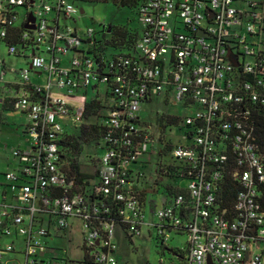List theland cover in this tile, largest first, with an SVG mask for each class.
<instances>
[{
  "label": "built area",
  "instance_id": "2783aa9c",
  "mask_svg": "<svg viewBox=\"0 0 264 264\" xmlns=\"http://www.w3.org/2000/svg\"><path fill=\"white\" fill-rule=\"evenodd\" d=\"M78 12L73 0H0V43L8 39L7 55L27 64L12 67L0 49V103L26 114L31 139L13 150L18 163L0 181V234L13 237L0 245V264H123L117 230L134 238L143 225L153 226L164 244L173 234L186 236L185 257L171 264H264V157L253 122L254 112L264 111V0H143L135 50L109 59L92 51L95 28L81 33L67 23ZM22 23L18 35L10 33ZM32 71L47 82L34 83ZM94 84L107 86L114 99L95 190L120 204L126 231L100 217L110 207L76 188L60 162L58 139L66 125L82 120ZM28 85L44 90V100H33ZM156 98L190 110V139L185 133L172 153L190 170L187 193L162 192L147 219L152 200L144 202L134 189L141 169L128 170L133 161L150 160L153 127L133 121ZM227 183L237 186L231 205ZM75 224L82 231L78 259L49 243L73 242Z\"/></svg>",
  "mask_w": 264,
  "mask_h": 264
},
{
  "label": "trees",
  "instance_id": "16d2710c",
  "mask_svg": "<svg viewBox=\"0 0 264 264\" xmlns=\"http://www.w3.org/2000/svg\"><path fill=\"white\" fill-rule=\"evenodd\" d=\"M113 2L119 7H130L133 9H139V6L143 2V0H73L76 5L81 3H108ZM110 27V28H109ZM24 28V23L20 24L11 30L10 33H14L16 35L22 31ZM16 35L12 38V41H16ZM140 35V31L136 29H130L124 26H114V25H106L102 26V29L98 31L96 29L95 41L96 44L93 48V53L97 56L104 57L106 59L111 58L114 54L108 53V50L114 48L115 50H119L120 53H124L125 51H134L135 43ZM10 36V35H9ZM3 42H9V40H4ZM105 92V100L103 101V96L101 94L100 86H96L95 84L91 86L92 95L86 101V107L84 110V114L82 116V120L77 124L66 125L64 128V133L61 138L58 139V144L60 147V162L62 164V168L70 177L74 178L75 187L83 186L88 189V196L91 201L97 202L98 205L103 208V204L105 203L110 207L109 213H101L100 217L102 219L115 220L118 222L121 227L126 231L127 227L125 224L121 222V215L119 213L120 204L111 200L103 198V195L97 196L95 185L97 184L98 173H99V159L100 153L102 152V148H105L109 142L106 141V135L110 131V127L105 124L106 110L110 109L113 104L112 95L109 93L107 86ZM26 91L30 94L31 98L35 101H43L45 98V91H36L32 85H28L26 87ZM155 100H158L157 98ZM167 103V102H163ZM0 110H15V108L10 103H0ZM134 123L140 125L145 124L150 125L146 119H136L133 121ZM254 122V134L256 137V143L259 147L260 154L264 157V111H256L254 112L253 117ZM156 125L157 130L159 131V149L157 152L158 159L153 162V158L150 157V160H140L133 161L132 164L144 163L143 166H147L150 170V179L151 184L148 186L142 185L143 180H140V183L137 184L134 189L136 194L146 202L149 198L150 190H158L162 189L167 196L170 198L176 197L178 194H186L187 190L180 182L181 180L186 181L189 178L188 172L189 168L184 165L183 162H180L173 157V149L179 144L182 140H178V142H173L171 139L164 140V135L166 134V130L169 126H179L180 128L184 125V134H187L188 139L189 133L187 132L188 124L185 122V117H180L175 114H171L169 112H157L156 117ZM152 126V125H151ZM71 130H70V129ZM27 126L24 128V132L26 133ZM147 131H143L146 133ZM117 135V132H115ZM156 143V142H155ZM88 146H92L95 150L94 153L89 152L88 155H84L85 149ZM150 154L153 152H149ZM85 156V159H82ZM171 156L173 162L165 161L164 157ZM93 166L94 171H88V167ZM137 173L138 171L134 169L128 170L129 174ZM141 178L147 177L145 172L141 170ZM167 178L169 180H167ZM174 180V181H170ZM227 180L229 177L226 178ZM157 188V189H156ZM261 192V204L264 209V184L260 187ZM237 194V186L233 183H227L225 185V201L226 204L231 205L233 202V198ZM104 200V201H103ZM96 224L99 223V220L95 221ZM127 233V232H126ZM130 242L133 241V236L126 234L125 235ZM158 241L161 245L167 248V244L163 243V240L160 236H157ZM158 245V243H157ZM159 246V245H158ZM185 248H170L174 254L178 255L181 259L185 257L187 250ZM89 260V254H88ZM129 264V263H126Z\"/></svg>",
  "mask_w": 264,
  "mask_h": 264
},
{
  "label": "rangeland",
  "instance_id": "374dc122",
  "mask_svg": "<svg viewBox=\"0 0 264 264\" xmlns=\"http://www.w3.org/2000/svg\"><path fill=\"white\" fill-rule=\"evenodd\" d=\"M79 12L74 16L73 19H69V23L72 27H77L81 33H84L88 28H95L98 31L102 29V24L114 25V26H124L130 29H136L141 31L142 24L139 19V14L137 9L130 7H119L113 2L108 3H81L78 5ZM84 9V13L80 12V9ZM20 11L22 9H19ZM0 49L6 55L8 54V48L6 42L0 43ZM108 53L116 54L120 53L119 50L111 48ZM124 53H128L125 51ZM8 56V55H7ZM12 59V67L24 68L27 66L25 59L10 57ZM12 76L11 73L7 75V78ZM101 94L103 96V101L106 102L104 95L106 92V87L104 85L100 86ZM88 99L91 97V90L88 93ZM169 112L171 114L178 115L180 117H185L190 113L189 109L184 108L182 105H172L170 102L163 103L161 99L154 100L150 103H144L140 110V116L142 119L152 125L153 130L152 136L157 140L159 137V131L157 130L156 117L157 112ZM29 118L24 115L20 110H0V160H10L12 164H17V160L14 158L13 150L16 148H26L30 144V136L24 133L25 125L28 123ZM73 121L71 119L61 120V123L65 125L66 123L71 124ZM70 129V128H69ZM71 130V129H70ZM184 135V125L180 128L179 126H169L164 135V140L171 139L173 142H178L182 140ZM167 137V138H166ZM183 141V140H182ZM159 142L156 141L153 147H150L151 157L153 162L158 159V149ZM92 146H88L85 149L84 155H88L89 152L94 153L95 150ZM102 153H100L101 155ZM85 156L82 159H85ZM165 161L173 162L171 156L164 157ZM144 163L140 162L137 164H131V168L139 171L141 169L147 175L146 179L143 178V184L148 186L151 184L150 170L147 166H143ZM88 171H94L93 166L88 167ZM167 180H169L167 178ZM1 181V180H0ZM170 181H174L171 180ZM184 186H187V181L181 180L180 182ZM157 189V188H156ZM162 189L150 190L149 200H152L153 205H160L159 198L161 197ZM147 219H151L154 215L150 209V206L146 208ZM156 218V217H155ZM79 229V224L74 225L73 230V242L58 237L51 238L49 240L50 245L53 247H60L69 252L72 258L78 259L80 255L76 252L75 247L78 244V240L81 237V230ZM8 237V236H4ZM13 237H8L7 241H12ZM116 240L118 243V256L123 264H171L174 261H181V258L176 256L170 248L178 246L179 248L186 246V236L173 234L172 238L167 242V248H164L157 239V230L153 226L143 225L141 234L134 236L133 241L130 242L128 238L124 235L121 229L116 232ZM23 237L16 241L18 247H21ZM158 243V245H157ZM58 249L56 251L57 255L66 256L64 250Z\"/></svg>",
  "mask_w": 264,
  "mask_h": 264
},
{
  "label": "crops",
  "instance_id": "0c3cea01",
  "mask_svg": "<svg viewBox=\"0 0 264 264\" xmlns=\"http://www.w3.org/2000/svg\"><path fill=\"white\" fill-rule=\"evenodd\" d=\"M3 55H4V58L6 59L7 63L12 64V59L9 56H7L6 54H3ZM11 77H13V75ZM31 80L34 83L45 84L47 82V80H48V77L44 73H38L37 71H32ZM55 90H57V89H55ZM24 115H26V114H24ZM13 165L14 164H12L10 160H8V161L7 160H0V180L1 181H4V174L3 173L6 170L11 169L13 167ZM0 192H1V189H0ZM0 202H1V200H0ZM148 206H150V209L153 210V207L154 206L152 204V201L149 202V205ZM7 238L8 237H4V236H2L0 234V245H4L5 244V241H7ZM174 247L175 248H178V246H174ZM181 248H183V247H181ZM254 251H256L255 246H252L251 247V252H254ZM174 262L179 263L178 261H174Z\"/></svg>",
  "mask_w": 264,
  "mask_h": 264
},
{
  "label": "water",
  "instance_id": "95a60500",
  "mask_svg": "<svg viewBox=\"0 0 264 264\" xmlns=\"http://www.w3.org/2000/svg\"><path fill=\"white\" fill-rule=\"evenodd\" d=\"M80 12H81V13H84V9L81 8V9H80ZM33 20H34V18H33ZM29 28H30V27H29ZM109 28H110V27H109ZM234 63H235V65H237L236 61H234ZM209 264H211V263H209Z\"/></svg>",
  "mask_w": 264,
  "mask_h": 264
}]
</instances>
